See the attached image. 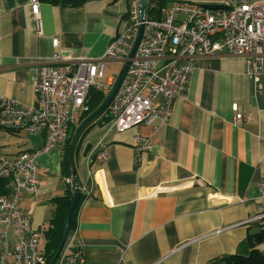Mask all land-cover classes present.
I'll return each mask as SVG.
<instances>
[{"label": "crops", "instance_id": "crops-1", "mask_svg": "<svg viewBox=\"0 0 264 264\" xmlns=\"http://www.w3.org/2000/svg\"><path fill=\"white\" fill-rule=\"evenodd\" d=\"M39 4L37 17L30 0H0V95L33 107L39 104L34 67L55 51L102 55L126 27L128 9L127 0ZM191 63L167 124L89 128L73 152L78 182L64 168L62 149L41 151L42 134L0 128V156L35 152L38 191L24 193L19 205L42 233L43 248V230L54 217L51 199L72 177L81 190L65 242L74 248V264H225V256L248 254L250 237L264 251V77L256 86L244 74L243 58L226 52ZM138 135L149 148L137 153ZM103 147L108 156L101 164L95 153Z\"/></svg>", "mask_w": 264, "mask_h": 264}, {"label": "built area", "instance_id": "built-area-1", "mask_svg": "<svg viewBox=\"0 0 264 264\" xmlns=\"http://www.w3.org/2000/svg\"><path fill=\"white\" fill-rule=\"evenodd\" d=\"M127 2L126 27L109 41L102 55L73 58L55 51L34 67L33 90L39 97L38 106L15 103L0 95V127L42 134L41 151L62 149L76 115L88 109L89 91L109 92L126 59L129 65L108 105L111 123L119 132L142 123L167 124L175 99L187 87L195 56L226 52L241 57L244 74L261 86L264 0H146L143 12L140 0ZM30 4L38 17L39 0H30ZM140 26L139 43L133 56L128 57ZM53 46H59L58 40ZM109 62L121 63L116 77L105 74ZM241 118L237 112L234 121ZM136 143L137 153L149 148V141L139 135ZM107 156L106 147L95 153L101 164ZM34 157V151L0 156V178L8 179L11 189L8 196L0 197V264H46L42 233L31 228L19 205L24 193L38 191ZM66 181L71 183L72 177ZM68 247L65 245L56 264H74V258L65 257ZM121 262L125 263L123 259Z\"/></svg>", "mask_w": 264, "mask_h": 264}, {"label": "trees", "instance_id": "trees-1", "mask_svg": "<svg viewBox=\"0 0 264 264\" xmlns=\"http://www.w3.org/2000/svg\"><path fill=\"white\" fill-rule=\"evenodd\" d=\"M41 1V0H39ZM53 4L60 5V6H78L85 3L87 0H48ZM161 2L164 0H160ZM109 92L104 91H98V90H90L88 94V109L79 113L77 116V120L71 124L68 137L66 139V142L62 148L63 150V159H64V168L65 170H68V151L70 148V143L72 140V136L74 134V131L78 127V125L86 118L88 117L92 112H94L104 101L106 96ZM112 117L108 113V108L100 114L92 123H90L81 133L80 137L78 138V141L74 148V154L78 148L79 143L81 142L83 136L85 133L89 130V128L97 123H108L111 122ZM1 128V127H0ZM70 176V175H69ZM79 186V183H75L74 180H72L71 184H68L67 189L65 192L60 195L56 196L51 199L52 203L54 204V217L48 222V225L43 230L44 237H45V245H44V254L46 258V264L51 259L52 255L56 251L57 247L60 244L62 233L64 229V221L66 218L67 211L69 209L71 200H72V194L76 187ZM10 185L9 180L0 178V197L8 196L10 194ZM81 199V197H80ZM81 200H79L78 204L73 210L72 218L70 221V230L69 233L74 230L75 226V215L79 208V203ZM262 234L261 240L264 241V228L260 232ZM260 240V241H261ZM258 241H253L250 237V251L246 255H240V254H230L228 256L224 257L225 264H264V251H262L258 245ZM72 247H68V249L65 252V257L68 258L72 255Z\"/></svg>", "mask_w": 264, "mask_h": 264}, {"label": "water", "instance_id": "water-1", "mask_svg": "<svg viewBox=\"0 0 264 264\" xmlns=\"http://www.w3.org/2000/svg\"><path fill=\"white\" fill-rule=\"evenodd\" d=\"M145 1L146 0H140V8L143 12L144 8H145ZM205 7L207 8H211V9H217V8H221L220 5H216V4H203ZM141 32H142V26H140V30H139V33H138V36L134 42V45L129 53V56L128 57H132L135 50H136V47L139 43V40H140V37H141ZM129 65V59H126L123 63V66L121 68V71L119 72L114 84H113V87L112 89L109 91L108 95L106 96V98L104 99V101L102 102V104L94 111L92 112L88 117H86L79 125L78 127L76 128V130L74 131V134L72 136V140H71V143H70V148H69V151H68V156H67V159H68V165H69V171L71 173V175H73L74 179L76 182H78V177H77V173H76V170L74 168V164H73V152H74V148H75V145L78 141V138L80 137L82 131L90 124L92 123L98 116H100V114H102L107 108H108V105L111 101V99L113 98L114 94L116 93L122 79H123V76L126 72V69ZM80 193H81V190L79 187H76L73 191V194H72V200H71V203H70V206H69V209L67 211V214H66V218H65V223H64V229H63V233H62V238H61V241H60V244L59 246L57 247L56 251L54 252V254L52 255L51 259L47 262V264H54L55 261L57 260L58 256L60 255V253L63 251V248L65 247V242H66V239H67V236H68V232H69V229H70V221H71V218H72V213H73V210L74 208L76 207L77 203H78V200H79V196H80ZM74 250V248L72 249Z\"/></svg>", "mask_w": 264, "mask_h": 264}, {"label": "rangeland", "instance_id": "rangeland-1", "mask_svg": "<svg viewBox=\"0 0 264 264\" xmlns=\"http://www.w3.org/2000/svg\"><path fill=\"white\" fill-rule=\"evenodd\" d=\"M120 68H121V63L109 62L106 64L105 74H106V76H115L116 77ZM77 116L78 115H76V118H75L76 120H77ZM23 132H26V131H23Z\"/></svg>", "mask_w": 264, "mask_h": 264}, {"label": "bare ground", "instance_id": "bare-ground-1", "mask_svg": "<svg viewBox=\"0 0 264 264\" xmlns=\"http://www.w3.org/2000/svg\"><path fill=\"white\" fill-rule=\"evenodd\" d=\"M54 264H56V261H55V263Z\"/></svg>", "mask_w": 264, "mask_h": 264}]
</instances>
